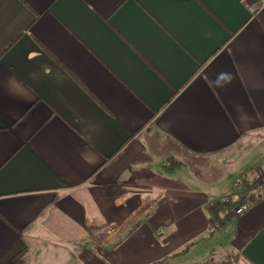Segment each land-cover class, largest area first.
Here are the masks:
<instances>
[{"label":"crops","instance_id":"crops-1","mask_svg":"<svg viewBox=\"0 0 264 264\" xmlns=\"http://www.w3.org/2000/svg\"><path fill=\"white\" fill-rule=\"evenodd\" d=\"M258 170L264 0H0V264H264Z\"/></svg>","mask_w":264,"mask_h":264},{"label":"trees","instance_id":"trees-1","mask_svg":"<svg viewBox=\"0 0 264 264\" xmlns=\"http://www.w3.org/2000/svg\"><path fill=\"white\" fill-rule=\"evenodd\" d=\"M170 159L171 158L168 159L169 165L164 166V169L167 171L172 170L173 167H177L179 164L178 162H175L173 160L171 161ZM250 171L251 169H247L246 173ZM258 179L259 177L256 174H254L251 180L245 181L243 191L245 192L251 191V193L248 196L242 194L243 196L241 195V197L239 196L235 199H231L226 204L218 203L214 208L211 209L209 213L211 231H219L223 229L228 224L229 220L232 218L236 207L242 202H248L249 199L255 197V193L253 192V189L256 187ZM23 254H24L23 251L17 254L15 257L11 259L9 264H20L22 261ZM154 264H166V263L164 261H157Z\"/></svg>","mask_w":264,"mask_h":264},{"label":"built area","instance_id":"built-area-1","mask_svg":"<svg viewBox=\"0 0 264 264\" xmlns=\"http://www.w3.org/2000/svg\"><path fill=\"white\" fill-rule=\"evenodd\" d=\"M253 167L254 168H259V163L258 162L254 163L253 164ZM257 176L259 177V179L257 181V185H256L257 194L261 198V200L264 201V171L258 170L257 171ZM245 181H246V177H245L244 173L238 175L234 179V182H233L234 192H232L229 195L223 196L220 199L214 201L213 206H216L218 203L226 204L231 199H235V198L241 196L242 195V192H243V187H244ZM248 209H249L248 202H242L241 204H239L236 207L234 213L235 214H242L245 211H247Z\"/></svg>","mask_w":264,"mask_h":264},{"label":"clouds","instance_id":"clouds-1","mask_svg":"<svg viewBox=\"0 0 264 264\" xmlns=\"http://www.w3.org/2000/svg\"><path fill=\"white\" fill-rule=\"evenodd\" d=\"M231 80H232V76L230 73L220 72L217 74V78L215 80V83L217 86H224V85L230 83Z\"/></svg>","mask_w":264,"mask_h":264},{"label":"rangeland","instance_id":"rangeland-1","mask_svg":"<svg viewBox=\"0 0 264 264\" xmlns=\"http://www.w3.org/2000/svg\"><path fill=\"white\" fill-rule=\"evenodd\" d=\"M170 263L171 264H182V263H186V262L183 260H180V259H176V260H170L168 264H170Z\"/></svg>","mask_w":264,"mask_h":264}]
</instances>
